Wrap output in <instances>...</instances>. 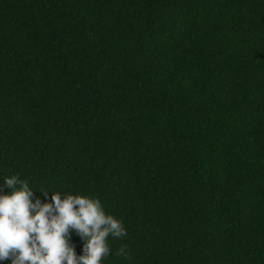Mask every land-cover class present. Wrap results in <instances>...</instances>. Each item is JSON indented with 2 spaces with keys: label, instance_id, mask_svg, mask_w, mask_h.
<instances>
[{
  "label": "trees",
  "instance_id": "trees-1",
  "mask_svg": "<svg viewBox=\"0 0 264 264\" xmlns=\"http://www.w3.org/2000/svg\"><path fill=\"white\" fill-rule=\"evenodd\" d=\"M12 174L122 221L103 264H264V0H0Z\"/></svg>",
  "mask_w": 264,
  "mask_h": 264
},
{
  "label": "clouds",
  "instance_id": "clouds-1",
  "mask_svg": "<svg viewBox=\"0 0 264 264\" xmlns=\"http://www.w3.org/2000/svg\"><path fill=\"white\" fill-rule=\"evenodd\" d=\"M39 191L45 198L50 192ZM51 193L50 202L34 200L33 187L20 175L3 178L0 264H103L112 254L109 238L122 239L127 235L122 221L106 213L96 197ZM73 234L84 241L82 255L76 253ZM115 255L127 259L126 246L122 245Z\"/></svg>",
  "mask_w": 264,
  "mask_h": 264
}]
</instances>
